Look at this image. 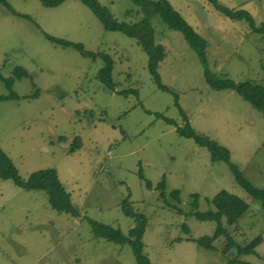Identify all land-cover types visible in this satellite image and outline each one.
<instances>
[{
  "label": "rangeland",
  "instance_id": "obj_1",
  "mask_svg": "<svg viewBox=\"0 0 264 264\" xmlns=\"http://www.w3.org/2000/svg\"><path fill=\"white\" fill-rule=\"evenodd\" d=\"M7 1L28 17L0 5V72L9 76L20 66L28 75L12 83L18 98L0 99V147L23 178L31 171L53 167L79 216L50 208L44 191L25 190L0 179V264H135L128 243L95 236L88 224L91 218L126 234L133 219L122 212L124 197L146 217L142 241L152 264H228L234 248L222 253L223 236L213 240L212 248L185 239L210 235L216 225L189 214L192 194H197L196 208L205 211L212 209L210 199L222 189L248 204L234 224L221 219L230 237L246 244L261 236L254 253L240 259L264 264L260 202L235 181L224 161H211L205 146L179 135L174 125L155 116L159 112L179 126L185 123L175 96L158 89L151 79L147 55L136 41L104 29L80 0H64L53 7L39 0ZM168 1L205 39L210 71L236 81L248 78L264 83V35L252 32L244 20L222 15L205 0ZM98 2L119 21L133 22L141 16L130 0ZM219 2L246 9L256 25L264 22V0ZM150 22L154 41L165 52L157 66L160 80L177 94L189 124L225 146L241 174L253 186L263 187L261 112L231 89L211 88L183 34L157 15ZM43 32L81 42L89 51L108 53L115 88H135L137 95L104 88L95 77L102 64L99 57L92 60L72 47L54 44ZM7 93L0 80V95ZM74 137L79 148L68 152ZM139 168L150 187L138 176ZM162 178L168 204L155 188ZM173 189H178V200L170 196Z\"/></svg>",
  "mask_w": 264,
  "mask_h": 264
},
{
  "label": "trees",
  "instance_id": "obj_2",
  "mask_svg": "<svg viewBox=\"0 0 264 264\" xmlns=\"http://www.w3.org/2000/svg\"><path fill=\"white\" fill-rule=\"evenodd\" d=\"M63 1L64 0H39V2L46 7L57 6ZM80 1L92 11L104 29L119 31L136 41L147 55L146 67L151 79L158 89L171 92L175 96V105L179 108L185 123L182 126H179L172 118L166 117L159 112H154L155 116L161 117L168 124L174 125L179 135L192 138L197 144L205 146L210 153L211 161H224L231 170L235 181L249 196L260 202L262 213L264 214V186L261 188L253 186L241 174L238 166L230 160L229 151L225 146L218 144L215 140L204 134L196 132V130L189 124L186 114L179 107V104L177 103V94L161 82L157 66L164 57L165 52L162 45L154 41V30L150 22V17L157 15L168 27L179 30L183 34L188 45L196 52L203 66L204 80L211 88L231 89L235 91L252 107L261 112L263 117L264 83H259L248 78L236 81L226 74H216L210 71L205 57V39L184 20L168 0H130L138 7L141 13V16L133 22L117 20L113 17L107 7L100 4L98 0ZM205 1L222 15L230 19L244 20L252 32L264 35V22L256 25L253 17L246 9L228 8L222 5L219 0ZM0 5L4 6L13 14L28 17V15L18 13L12 9L7 0H0ZM43 33L44 37L54 44L72 47L81 55L87 56L92 60L99 57L102 60V64L97 69L95 77L107 90L118 94H127L130 92L137 95V89L135 88H115L116 83L112 78L113 59L108 53L89 51L84 48L81 42L56 37L46 32ZM27 75V71L20 66H16L13 70V74H10L9 76H4L0 72V80L8 89V93L0 95V99L18 98L19 95L11 89L12 83L16 78ZM36 93L37 90L33 92L31 96L36 95ZM58 139L62 140L64 137L60 136ZM76 148H79V142L77 137H74L68 148V152H72ZM138 176L144 181L146 187L151 186L150 181L143 175L141 168L138 170ZM0 179H9L15 186L25 190L44 191L50 208L57 212L68 213L71 216H79V210L71 202L69 192L58 179L56 170L53 167L31 171L25 178H23L18 173L16 166L13 164L9 156L0 147ZM155 188L159 190L158 197L168 204L164 198L165 183L163 178L155 185ZM170 196L174 200H178V189L171 190ZM192 197V210L189 214L198 220H213L216 222V225L210 235H204L198 238L186 237L185 239L193 240L198 246L212 248L213 240L219 236H223L225 244L222 253L226 255V252L229 249L234 248L233 255L227 260L228 264H251L241 260L240 257L244 254L254 253V247L261 241V236L258 235L254 237L246 244H238L230 237L228 230L221 223V219L224 218L227 224H234L236 219L247 209L248 204L235 194L222 189L216 192L210 199V203L213 206L212 209L209 208L205 211H199L196 208L197 194L193 193ZM171 207L177 208L175 204H171ZM121 209L125 215L130 216L133 219V225L128 229L126 234L123 233L119 227H113L103 222L88 218L91 233L117 244L128 243L132 249L135 264H152L144 250V243L142 241V235L146 225V217L141 212H137L132 208L128 197H124L121 200ZM181 228L185 233L188 232V227L185 223L181 224ZM181 239V237H176L174 240L180 241Z\"/></svg>",
  "mask_w": 264,
  "mask_h": 264
}]
</instances>
